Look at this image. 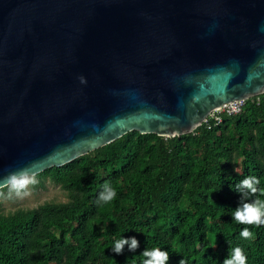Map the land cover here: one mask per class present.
<instances>
[{
    "label": "water",
    "instance_id": "95a60500",
    "mask_svg": "<svg viewBox=\"0 0 264 264\" xmlns=\"http://www.w3.org/2000/svg\"><path fill=\"white\" fill-rule=\"evenodd\" d=\"M262 93L264 0H0V189Z\"/></svg>",
    "mask_w": 264,
    "mask_h": 264
},
{
    "label": "trees",
    "instance_id": "16d2710c",
    "mask_svg": "<svg viewBox=\"0 0 264 264\" xmlns=\"http://www.w3.org/2000/svg\"><path fill=\"white\" fill-rule=\"evenodd\" d=\"M249 176L264 189V99L178 136L130 131L36 175L61 185L68 200L8 213L0 200V264H143L141 253L153 248L169 253L167 264H223L235 247L247 264H264V226L232 219L237 185ZM105 182L117 196L98 205ZM257 196L264 199L258 192L245 202ZM245 227L252 239L241 237ZM133 236L134 252L112 251Z\"/></svg>",
    "mask_w": 264,
    "mask_h": 264
},
{
    "label": "clouds",
    "instance_id": "9594fccd",
    "mask_svg": "<svg viewBox=\"0 0 264 264\" xmlns=\"http://www.w3.org/2000/svg\"><path fill=\"white\" fill-rule=\"evenodd\" d=\"M80 80L81 83L85 82L83 77ZM5 181L18 196L21 194L27 195L28 193L25 189L36 182L34 176L30 175V171L27 168L19 172L10 173L5 178ZM259 183L260 180L257 177L249 176L237 185V188L240 190V203L234 210L232 216L235 222L247 226H264V199L257 196L251 202H245L249 195H256L258 192L261 196H264V189H258L257 187ZM116 196V190L108 182H105L103 191H101L98 197L97 204H110ZM240 235L245 239H252L254 234L249 230V227H245ZM125 245L128 246L129 251L134 252L139 247V241L134 236L120 238L114 242V246L111 249L119 255L123 252ZM141 254L143 257H146L143 260V264H167L170 259L169 253L167 251H161L159 248H153L151 250L145 249ZM223 264H247V257L240 247H235L228 250V256L223 260Z\"/></svg>",
    "mask_w": 264,
    "mask_h": 264
},
{
    "label": "rangeland",
    "instance_id": "374dc122",
    "mask_svg": "<svg viewBox=\"0 0 264 264\" xmlns=\"http://www.w3.org/2000/svg\"><path fill=\"white\" fill-rule=\"evenodd\" d=\"M35 178V183L25 189L27 195H17L10 187L0 189V200L2 201L4 212H12L20 208L36 207L46 201H66L68 200L65 190L61 185L56 184L50 178Z\"/></svg>",
    "mask_w": 264,
    "mask_h": 264
},
{
    "label": "built area",
    "instance_id": "2783aa9c",
    "mask_svg": "<svg viewBox=\"0 0 264 264\" xmlns=\"http://www.w3.org/2000/svg\"><path fill=\"white\" fill-rule=\"evenodd\" d=\"M251 99H253L254 101L259 103L262 101V99H264V93L256 95V96L252 97ZM246 101L247 100H233V101H230V102L220 106L219 108H216L205 119L204 123L208 124V126L210 127L212 122H215V123L222 122L224 114L236 115V114L242 113L244 108H245Z\"/></svg>",
    "mask_w": 264,
    "mask_h": 264
}]
</instances>
